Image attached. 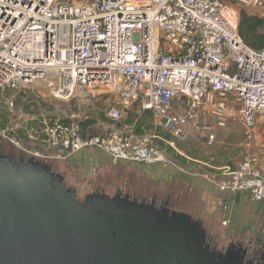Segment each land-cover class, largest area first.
<instances>
[{"label":"built area","instance_id":"1","mask_svg":"<svg viewBox=\"0 0 264 264\" xmlns=\"http://www.w3.org/2000/svg\"><path fill=\"white\" fill-rule=\"evenodd\" d=\"M227 1L0 0V108L25 120L15 127L0 125V138L21 149L16 133L22 130L57 150L47 158L66 160L95 149L114 164L175 169L221 193L264 202V150L235 166H212L183 156L156 133L105 125L103 133L89 135L63 108L28 114L9 98L43 81L55 83L53 96L64 102L76 91L110 89V121L139 105L181 139L189 117L178 113L174 102L232 95L249 133L264 114V48H252L240 38ZM166 147L196 169L177 165Z\"/></svg>","mask_w":264,"mask_h":264},{"label":"water","instance_id":"2","mask_svg":"<svg viewBox=\"0 0 264 264\" xmlns=\"http://www.w3.org/2000/svg\"><path fill=\"white\" fill-rule=\"evenodd\" d=\"M234 247L217 251L201 221L166 204L80 201L50 165L0 154V264H242Z\"/></svg>","mask_w":264,"mask_h":264},{"label":"rangeland","instance_id":"3","mask_svg":"<svg viewBox=\"0 0 264 264\" xmlns=\"http://www.w3.org/2000/svg\"><path fill=\"white\" fill-rule=\"evenodd\" d=\"M228 14L236 22V30L240 38L253 48H264V0H228L226 2ZM244 12L263 21V25L253 31L244 30V37L238 30L239 15ZM55 83L43 81L10 93V100L15 109L24 113L38 114L53 107L65 109L68 115L83 123L87 134L99 135L103 133L102 126L133 127L137 134L156 133L174 144V148L191 159L222 165L240 163L249 155H259L264 150V114L259 115L257 124L249 133L244 128L241 119V107L232 95L224 97L210 95L202 101L181 99L173 103V108L189 117L186 136L178 139L155 123L151 112H144L139 105L125 111L122 118L112 122L106 115L107 109L114 100V93L110 89H84L76 91L74 98L68 102L58 101L53 96ZM8 111L0 108V118L7 116ZM213 137V139H212ZM212 139V140H211ZM18 140H20L18 138ZM20 145L22 141L20 140ZM165 147V145H162ZM55 149L54 147H51ZM170 158L182 166V157L174 150L166 147ZM0 152L16 159H33L44 162L39 156L28 155L18 148L11 146L0 138ZM110 160V159H109ZM149 171L163 172L165 170L154 167H145L139 164L109 161L110 170L104 174L80 175V187L76 196L83 201L89 194L108 190L111 196L117 192L121 195L130 194L142 202L155 200L157 204L164 202L175 211L182 212V183L148 180V177L138 168ZM163 170V171H162ZM150 173V172H149ZM151 175L153 174L150 173ZM138 175V177H135ZM65 182V181H64ZM85 189V191L83 190ZM154 194V195H152ZM110 196V195H108ZM180 198V199H178ZM137 201H140L137 199ZM141 202V201H140ZM203 217V228L208 242L218 250L226 251L231 243L242 244L248 252L258 250L264 253L261 244H264V204L250 203L248 199L239 205L234 201L220 200L217 208L210 205Z\"/></svg>","mask_w":264,"mask_h":264},{"label":"crops","instance_id":"4","mask_svg":"<svg viewBox=\"0 0 264 264\" xmlns=\"http://www.w3.org/2000/svg\"><path fill=\"white\" fill-rule=\"evenodd\" d=\"M20 110V109H18ZM20 112H23L20 110ZM18 116H12L10 113H7V116H4L0 118V125L2 127H15L17 125H21L24 123L23 118H17ZM120 129L124 128H131L133 127H119ZM17 137L22 141L21 149L25 154L31 155L34 153H37L39 155H44L45 158L44 162H47L48 165H50L54 172L59 174L65 181V184L70 187L71 189H74L75 191L80 187V182L78 180L80 175L88 174H100L104 175L106 174L110 168H109V161L111 160L109 156L101 151L95 150V149H88L81 151L79 153H76L75 155H72L66 160H59L55 158H47V157H54L57 153L56 149L50 148L47 143L42 142L40 139H29L27 137V134L25 131L17 130L16 133ZM10 144V143H8ZM11 145V144H10ZM13 146V145H11ZM15 147V146H13ZM110 159V160H109ZM195 160V159H193ZM128 165L129 163L123 162ZM208 163V162H207ZM210 164V163H209ZM238 163H232V164H225L230 166H235ZM212 166H223L222 165H216V164H210ZM182 166L186 168L189 171H193L196 169L195 165H192L191 163H188L185 159L182 158ZM149 169H154L149 168ZM139 171H142V173H145V175L148 177V180L150 181H174L177 182V185L180 186V182L182 183V211L183 213L188 214L193 219L201 221L203 225V217L202 215L206 214V210L210 205L217 208L220 204V200H226L228 201H234L235 205L241 204L243 201L247 199L246 195L241 196H231L227 193H221L217 191L214 187L205 184L197 177H193L189 174L179 172L175 169H169L165 170L163 172L159 171L151 175V171L143 168H138ZM198 171V170H196ZM150 172V173H149ZM135 177H138V175H135ZM85 191V189H83ZM101 194L105 195H112L108 192V190H105L104 192H100ZM118 194V192L116 193ZM130 195V194H128ZM154 195V194H152ZM131 197H135L133 195H130ZM137 198V197H136ZM139 199V198H137ZM142 201V199H139ZM264 204V202H262ZM258 204V203H257ZM176 208H174L175 210ZM204 226V225H203Z\"/></svg>","mask_w":264,"mask_h":264},{"label":"flooded vegetation","instance_id":"5","mask_svg":"<svg viewBox=\"0 0 264 264\" xmlns=\"http://www.w3.org/2000/svg\"><path fill=\"white\" fill-rule=\"evenodd\" d=\"M0 154H2L0 152ZM131 197V196H130ZM131 198H134L137 200L136 197H131ZM139 200V199H138ZM155 201V200H154ZM156 202V201H155ZM166 204L167 207L170 209V210H173L171 209L169 206H168V203L167 202H164V203H161V204H157L156 203V206L160 207L162 205ZM233 244L235 247L232 249V252H237L239 251L240 255L243 256V259H242V264H264V253L262 254H259L258 253V250H254V251H251V252H248V249H246L242 244H234V243H231ZM230 244V245H231ZM212 247V246H211ZM230 247V246H229ZM215 248V247H214ZM261 248H263V251H264V244L262 245L261 244ZM217 251L219 252H222L224 253L225 251H222V250H218L216 249ZM244 251V252H243Z\"/></svg>","mask_w":264,"mask_h":264},{"label":"trees","instance_id":"6","mask_svg":"<svg viewBox=\"0 0 264 264\" xmlns=\"http://www.w3.org/2000/svg\"><path fill=\"white\" fill-rule=\"evenodd\" d=\"M262 25H263V21L259 18H256L254 16H248L244 12H241L239 15L238 30H239L240 34L242 35V37H244V35H245L244 30L253 31ZM258 49H261V48H258ZM83 125L84 124L81 123L83 132L85 133ZM85 134H87V133H85ZM89 135H91V134H89Z\"/></svg>","mask_w":264,"mask_h":264}]
</instances>
